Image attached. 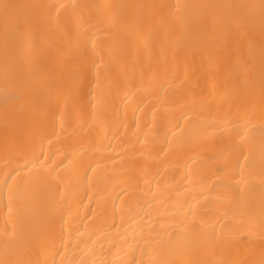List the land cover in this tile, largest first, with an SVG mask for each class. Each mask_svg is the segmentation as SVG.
Returning a JSON list of instances; mask_svg holds the SVG:
<instances>
[{
  "label": "bare ground",
  "instance_id": "obj_1",
  "mask_svg": "<svg viewBox=\"0 0 264 264\" xmlns=\"http://www.w3.org/2000/svg\"><path fill=\"white\" fill-rule=\"evenodd\" d=\"M0 264H264V0H0Z\"/></svg>",
  "mask_w": 264,
  "mask_h": 264
}]
</instances>
